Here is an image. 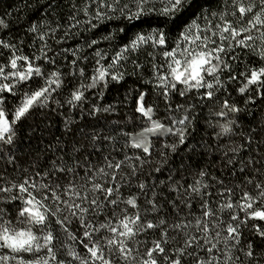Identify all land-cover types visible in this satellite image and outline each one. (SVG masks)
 I'll use <instances>...</instances> for the list:
<instances>
[{
  "label": "snow or ice",
  "instance_id": "snow-or-ice-1",
  "mask_svg": "<svg viewBox=\"0 0 264 264\" xmlns=\"http://www.w3.org/2000/svg\"><path fill=\"white\" fill-rule=\"evenodd\" d=\"M191 3L192 0H85L82 7L71 5L75 11L68 17L65 37L82 23L89 25L86 30L91 31L105 20L118 18L117 12L129 21L150 13L175 20ZM223 5L232 10L202 12L185 25L175 46L163 52L165 62H153L154 87L165 98L168 111L175 114L168 117V124L154 119V106H146V93H139L135 111L149 126L137 136L126 135L128 146L142 150L143 156L125 154L116 159L108 155L102 164L93 165L86 157L66 159L64 149H52L50 163L43 168L34 163L32 171L20 168L14 153L0 156V160L7 161L0 167V203L19 205L15 218L10 217L7 208L0 207V264H264V153L245 155L252 146L251 135L245 138L241 134L244 142L230 140L222 146L223 168L228 177L236 178L235 183L205 170L187 184L172 175L156 182L153 172L160 173L167 163L165 152H161L162 159L154 169L146 168L152 163L148 159L152 155L149 134L178 137L177 143L163 145L172 152L186 144L195 120V105L187 102L190 94H196L192 99L211 100L221 89L226 90L227 83L242 77L238 88L241 94L255 85L257 95L264 96V65L250 66L238 74L233 67L241 60V52H251L264 61V0H223ZM80 12L86 20L77 18ZM248 14L252 18L245 23ZM7 27L0 19V28ZM29 31L36 34L40 29L33 24ZM254 31L258 36L252 34ZM38 38L43 41L39 54L31 57L16 44L0 39V48L11 53L6 64L0 63V145L13 146L16 124L32 110L47 107L53 94L65 86L64 73L59 69L46 72L43 65L36 63L44 60L55 64V55H48L51 48L45 35ZM102 39L110 40L112 34ZM166 39L162 29L138 33L106 66L102 61L107 54L97 49L93 74L87 78L78 61L88 58L79 57V49H65L73 56L70 63L74 71L69 75L80 77L65 103L73 109L80 107L87 91L101 83L106 87L109 79L120 82L124 73L117 66L126 53L144 45L165 46ZM256 40L260 41L258 45ZM98 43L91 40L87 46ZM35 78H40L42 84L33 89L29 81ZM18 86L25 90L19 92ZM3 93L20 95L11 121L3 107ZM173 94L185 103L173 106ZM56 103L63 107L58 100ZM223 108L239 111L227 100ZM111 111L112 105H93L90 114ZM70 126L66 117L67 131ZM221 128L218 135H235L230 123ZM82 138L92 142L114 139L97 132L85 133ZM72 151L78 149L74 147ZM8 167L23 173L22 178L10 176ZM133 187L135 192L131 191ZM194 202L199 204V214L192 211ZM250 221L261 223L250 225ZM246 231L257 238L256 242L245 236Z\"/></svg>",
  "mask_w": 264,
  "mask_h": 264
},
{
  "label": "trees",
  "instance_id": "trees-1",
  "mask_svg": "<svg viewBox=\"0 0 264 264\" xmlns=\"http://www.w3.org/2000/svg\"><path fill=\"white\" fill-rule=\"evenodd\" d=\"M122 2H126V0H122ZM84 3L85 0H0V19H4L8 25L6 29L0 28V39L16 44L23 54L31 57L33 53L39 54L38 50L43 41L38 37L40 34H44L45 40L51 48L48 55L50 57L55 55V64L47 63L44 60H39L36 63L43 65L46 72L59 69L64 73L65 84L58 94H53L54 99L49 101L47 107L32 110L29 115L16 124L15 143L13 146L0 145V148L3 149L0 151L2 156L4 152H11L14 153L16 160L34 155L40 160L50 162L49 157L53 155L52 149H56L57 152L64 149L66 159L69 157L74 159L76 156L86 157L93 165L102 164L103 157L108 155L116 159H122L125 154L143 156L142 150L128 146L129 136L126 135L137 136L145 127L149 126L148 121L135 111L139 93H146V106H154V119H160L163 123L168 124V117L175 114L168 111L165 98L158 95V90L154 87L153 62L156 64L165 62L163 52L171 50L175 46L185 25L202 12L206 10L219 12L221 8H225L227 11L232 10L223 5V0H192L191 6L175 20L150 13L139 20L129 21L117 12L115 15L118 18L105 20L91 31L86 30L89 25L82 23L79 28L72 29L71 33L65 37L69 24L68 17L75 11L71 5L76 4L82 7ZM237 17H239L238 12ZM77 18L81 21L87 19L82 12L78 14ZM251 18V14H248L244 22L246 23ZM229 19L235 21L236 18L230 16ZM33 24L39 26V33L33 34L29 31ZM120 29L124 31L121 32ZM154 29H162L165 32L167 37L165 46L153 48L150 45H144L137 51L126 53V58L120 61L117 66L118 70L124 73V78L120 82L117 83L109 79L106 87L101 83L97 88L87 91L85 93L86 100L80 107L73 109L65 103L80 79L78 75H69L71 71H74L70 63L73 56L71 52H64L65 49H79L77 55L81 58H88L78 61V67L84 69L85 78H87L93 74L94 53L97 49H101L107 54L106 59L102 61L106 66L116 53L128 45L138 33L147 34ZM110 33L112 39H102ZM252 34L258 36L255 31ZM91 40H98L99 43L88 47V42ZM254 43L258 45L260 41L256 40ZM149 53L153 55L150 56ZM10 54L8 49L0 48V63L6 64ZM261 65H264V61L256 55L251 52L248 54L241 52V60L237 61L233 67L234 72L238 74L250 66ZM115 70L113 69V71ZM226 76L227 73H225ZM242 82L243 78L241 77L227 83L226 90L221 89L211 100L192 99L196 95L195 93L189 95L187 102L195 105L192 109L195 120L189 128L186 144L178 146L175 152L164 148L163 145L177 143L178 137L149 134L152 155L148 159L152 163L146 168L154 169L162 159L161 152L167 153V163L164 164L161 172L158 174L153 172L156 182L166 181L167 177L172 175L174 179L183 178L185 184L191 183L201 170L217 177L229 179L227 170L223 168L222 146L228 145L230 140L244 142L241 140V134H244L245 138L247 135L253 137L249 153H245V155L264 153V96L257 95V86L255 85L250 86L248 92L241 94L238 88ZM41 84L40 78L29 81V85L33 89ZM18 88L19 92L25 90L19 86ZM2 95L6 97L3 107L6 108L7 118L11 121L12 112L20 102V95L11 93ZM249 96L253 99L250 100ZM57 100L63 107L56 103ZM225 100L229 105H235L239 111L232 112L223 108ZM177 103L184 104L185 100L173 94V106ZM93 105L100 107L112 105L113 111L100 112L93 116L90 114ZM221 111L226 115H217ZM66 117L71 121L70 131H67L65 127ZM229 123L235 135H218L222 132L221 126ZM92 132H97L101 136L111 135L114 139L92 142L82 138L85 133ZM49 145L52 147L49 148ZM258 145L259 148H257ZM74 147L78 149L75 153L72 151ZM230 179L233 182L236 181L235 177ZM131 191L135 192V187ZM127 194L126 191L125 195ZM18 206V202L0 203V207L7 208L12 218H15ZM192 211L196 214L200 213L198 203H193ZM252 223L261 222H249L250 225ZM245 236L252 239L253 242L257 240L247 231Z\"/></svg>",
  "mask_w": 264,
  "mask_h": 264
},
{
  "label": "rangeland",
  "instance_id": "rangeland-1",
  "mask_svg": "<svg viewBox=\"0 0 264 264\" xmlns=\"http://www.w3.org/2000/svg\"><path fill=\"white\" fill-rule=\"evenodd\" d=\"M0 156H2V154L0 153ZM82 158V157H81ZM6 159L5 160H0V167H3L6 164ZM17 164L19 165L20 168H28L29 171H32V165L35 163L37 167L39 168H43L46 164L50 163L47 160L43 161L42 159L40 160L38 157H35L34 155H28L23 157L20 160H16ZM71 163V160L69 161ZM8 172L9 175L12 177H16L19 176L22 178L23 173L20 172H14L13 171V167H8ZM81 174H83V170H81ZM236 181H234L233 183H235Z\"/></svg>",
  "mask_w": 264,
  "mask_h": 264
}]
</instances>
